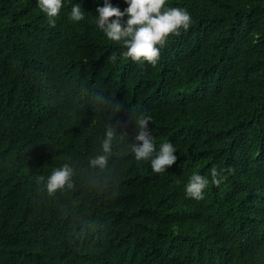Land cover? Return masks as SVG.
Returning <instances> with one entry per match:
<instances>
[{"label":"trees","instance_id":"trees-1","mask_svg":"<svg viewBox=\"0 0 264 264\" xmlns=\"http://www.w3.org/2000/svg\"><path fill=\"white\" fill-rule=\"evenodd\" d=\"M100 0H67L55 23L36 0H0V264H232L216 252L232 215L239 243L264 264V0H166L191 24L153 67L120 56L97 29ZM74 3L85 12L72 22ZM123 10V0H111ZM112 19V18H110ZM116 56L113 61L112 56ZM118 136L99 187L97 153L110 111ZM132 110L150 115L157 148L177 160L155 174L136 161ZM71 163L74 188L47 196L37 175ZM225 169L200 200L193 173ZM231 169L232 171H227Z\"/></svg>","mask_w":264,"mask_h":264},{"label":"clouds","instance_id":"clouds-1","mask_svg":"<svg viewBox=\"0 0 264 264\" xmlns=\"http://www.w3.org/2000/svg\"><path fill=\"white\" fill-rule=\"evenodd\" d=\"M67 0H36V7L43 13L50 23H55V18L60 13ZM126 7L121 10L114 6L111 0H100L94 7L93 13L95 25L103 36L111 42L122 45L120 56L139 64L155 66L161 49L168 38L179 35L182 30H187L191 24V15L186 8L170 6L166 0H123ZM72 22H80L84 19L85 12L79 3H74L68 13ZM112 18V19H110ZM114 61L116 56H112ZM97 99L101 103H107L110 111L105 131L97 153L87 158L89 173V185L99 187L101 181L99 173L107 169L108 161L112 155L113 142L118 136L116 128L111 123L113 113H117L121 105L112 106V101H105L100 94ZM132 119L135 125L134 142L129 144L133 158L138 162H148L150 169L155 174L166 172L177 160L174 154L176 148L170 141L162 142L159 148L154 144V138L148 130L151 121L150 115L144 112L133 111ZM225 169H219L213 165L209 169V175L193 172L184 185L186 199L200 200L209 182L220 184L225 178ZM227 171H232L227 169ZM76 170L71 163H63L52 168L47 176L37 175L36 183L42 185L43 192L47 196H55L74 188ZM264 219V211L258 215L255 232L258 233L260 224ZM242 223V217L232 215L225 233L221 238H215L216 252H226L234 249L231 257L232 264H262L255 249L239 243L240 234L238 228ZM256 248L264 252V244Z\"/></svg>","mask_w":264,"mask_h":264}]
</instances>
